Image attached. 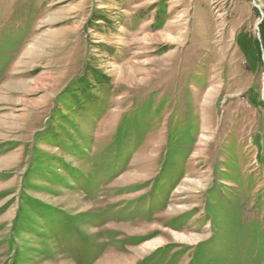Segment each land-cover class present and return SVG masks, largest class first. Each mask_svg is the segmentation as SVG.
<instances>
[{"label": "rangeland", "instance_id": "rangeland-1", "mask_svg": "<svg viewBox=\"0 0 264 264\" xmlns=\"http://www.w3.org/2000/svg\"><path fill=\"white\" fill-rule=\"evenodd\" d=\"M0 264H264V0H0Z\"/></svg>", "mask_w": 264, "mask_h": 264}, {"label": "bare ground", "instance_id": "bare-ground-1", "mask_svg": "<svg viewBox=\"0 0 264 264\" xmlns=\"http://www.w3.org/2000/svg\"><path fill=\"white\" fill-rule=\"evenodd\" d=\"M174 27H171V29H173ZM158 241V240H157ZM157 241H152V242H149L145 245V247H143L142 250L140 251H143L146 249V248H156L158 245H160V243H158Z\"/></svg>", "mask_w": 264, "mask_h": 264}]
</instances>
